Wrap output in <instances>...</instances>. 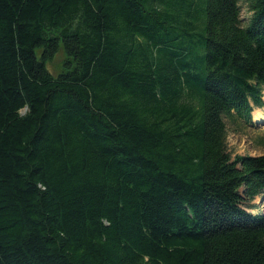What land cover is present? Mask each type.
Returning <instances> with one entry per match:
<instances>
[{
    "label": "trees",
    "instance_id": "16d2710c",
    "mask_svg": "<svg viewBox=\"0 0 264 264\" xmlns=\"http://www.w3.org/2000/svg\"><path fill=\"white\" fill-rule=\"evenodd\" d=\"M244 5L0 0V264H264V155L226 147L264 111Z\"/></svg>",
    "mask_w": 264,
    "mask_h": 264
},
{
    "label": "rangeland",
    "instance_id": "374dc122",
    "mask_svg": "<svg viewBox=\"0 0 264 264\" xmlns=\"http://www.w3.org/2000/svg\"><path fill=\"white\" fill-rule=\"evenodd\" d=\"M239 6L240 20L243 25L249 13L246 11L244 0H239ZM65 59V54L61 48L54 58L47 62L46 68L48 72L53 76L60 73L65 68L63 66ZM262 100L264 102V91ZM256 112L264 115L262 108L254 107L251 112V121L248 124H244L235 116L225 119L226 147L232 157L264 155V123L260 124L254 120ZM245 209L252 214L262 212L264 210V198H256L251 203V207Z\"/></svg>",
    "mask_w": 264,
    "mask_h": 264
},
{
    "label": "bare ground",
    "instance_id": "6f19581e",
    "mask_svg": "<svg viewBox=\"0 0 264 264\" xmlns=\"http://www.w3.org/2000/svg\"><path fill=\"white\" fill-rule=\"evenodd\" d=\"M254 120L257 122V123H264V115L263 114H259L256 112V114H254Z\"/></svg>",
    "mask_w": 264,
    "mask_h": 264
}]
</instances>
